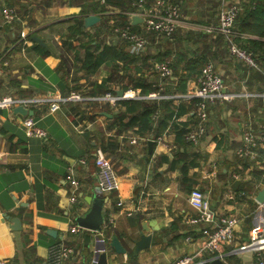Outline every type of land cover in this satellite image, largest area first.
<instances>
[{
	"label": "crops",
	"instance_id": "0c3cea01",
	"mask_svg": "<svg viewBox=\"0 0 264 264\" xmlns=\"http://www.w3.org/2000/svg\"><path fill=\"white\" fill-rule=\"evenodd\" d=\"M177 1L183 21L176 33L161 39L149 35L138 61L124 72L105 65L87 70L75 58L76 50L63 42L72 19L81 12L70 0H0V99L8 95L67 97L73 90L87 97L105 86L119 96L117 90L126 85L127 95L120 101L142 100L158 106L142 133L139 123L128 126L138 111L128 112L122 127L114 120L126 112L120 103L71 101L57 112L49 111L48 105L36 106L31 109L34 114L27 116H33L47 132L46 138L29 136L22 127L25 116L15 114L14 107H0V259L8 264H46L49 248L65 241L75 247L65 264H92L99 232L84 229L75 235L69 227L89 212L101 193L94 159L103 154L112 160L121 180L119 190L103 193L104 222L113 219L109 238L118 234L127 249L119 254L107 246L108 264H171L187 254H197L199 264H213L217 257L225 264H257L256 254L240 247L264 225V202L257 199L264 190V97L255 95L264 93V66L261 61L259 69L248 66L230 53L223 35L213 37L207 32L215 23H210L213 17L217 18V0ZM11 5L17 18L7 24L3 11ZM33 36L42 38L46 46L33 41ZM108 37L101 38L103 45L117 42L111 36L114 44H109ZM258 39L246 34L242 40ZM260 41L264 43V38ZM254 50L260 60L264 46ZM163 61L173 70L164 79L154 69L155 63ZM209 61L222 75L225 92L235 96L210 104L206 135L198 144L186 143L178 131L184 124L188 129L196 126V108L177 97L196 89L201 67ZM140 80L158 90L145 94L140 87L134 88ZM153 93L159 96L149 97ZM182 102L188 110L176 117ZM167 108L175 110L170 119L165 117ZM247 130L257 143L252 157L240 155ZM71 175L79 183L74 202ZM236 180L240 184L234 190ZM194 188L218 213L240 217L234 244L198 253L209 229L189 223L198 215L189 203ZM120 200L123 208L134 210L132 216L120 213ZM14 217L21 220L20 230L11 228ZM144 225L148 231H143ZM49 229L56 230L57 236L50 235ZM142 233L152 234V242L135 255V241Z\"/></svg>",
	"mask_w": 264,
	"mask_h": 264
},
{
	"label": "built area",
	"instance_id": "2783aa9c",
	"mask_svg": "<svg viewBox=\"0 0 264 264\" xmlns=\"http://www.w3.org/2000/svg\"><path fill=\"white\" fill-rule=\"evenodd\" d=\"M219 3L217 25H210L207 27V32L213 34H221L228 42L230 53L238 60L245 62L248 66L255 69H259L260 64L255 58V55L243 47L237 37L239 31L236 28V19L243 9V5L233 0H217ZM104 2V0H102ZM135 6L138 8L130 15H139L143 17L141 23H139V30L133 31L130 27L122 28L115 26V20H110L109 24L111 28L108 32V43L114 44L109 38L114 36L116 43L120 40L128 41L131 43L130 53L133 55H139L144 52L149 43L148 36L153 35L157 39L172 37L178 28L181 26L183 17L181 14V8L178 4L172 3L170 0H154L153 3L147 6V0H137ZM112 12H105L103 15L110 14ZM4 22L7 24L13 23L17 18L16 9L13 7H7L3 11ZM90 29V28H88ZM105 34V32H103ZM102 34V35H103ZM111 34V35H110ZM245 37V35H240ZM106 37V35L104 36ZM27 38L24 36V39ZM154 69L159 72L161 78L170 77L173 74V70L169 63L166 61L158 62L154 64ZM164 86V82L161 83ZM117 96L110 92L102 96L86 97L83 94L72 91L67 97L62 96H41L31 98L16 99L7 97L0 99V107H15L19 105L23 106H40L48 105L49 111L57 112L61 109L62 105L71 101H84L86 99L94 100L97 102H108L113 105L117 103L125 96ZM264 97V93L255 94ZM158 93L150 94L149 97H157ZM235 95L225 92V82L222 75L216 70L212 61L207 62L202 70L198 79V85L193 92L186 95L175 96L182 100L198 99L196 106V118L197 123L194 128H190L186 140L193 144L201 142L207 132V122L210 114V104L215 102H224L233 99ZM22 127L25 132L32 137L46 138L47 132L39 127L33 116H25L22 120ZM244 146L240 150V155H250L251 157L256 155V140L255 135L251 130H247L243 136ZM97 173L96 181L100 187V191L105 194H112L120 189V178L116 175V171L113 166L112 160L103 154H100L94 159ZM85 163V161H82ZM70 180L72 183L71 200L74 202L77 198L79 183L71 175ZM243 195V193H242ZM190 205L198 212V215L190 218L189 223L195 226H205L209 229L206 242L201 246L199 254L207 249H215L221 245L234 244L236 228L240 224V217L236 213L220 214L212 208L211 202L204 197L203 192L199 188H194L189 196ZM122 207L120 213L126 216H132L134 210L125 209L124 201L120 200L117 203ZM113 219L107 223L104 222L101 232H99V240L104 239V230L107 227L113 225ZM85 228L79 226L77 223H72L69 227V231L75 235H79ZM191 240V236L186 238ZM234 249V248H233ZM240 249H246L256 254L257 264H264V225L258 227L251 239V241L240 247ZM75 253V247L68 245L64 241L57 242L49 248L48 258L46 264H65ZM197 254H187L176 259L171 264H199L196 261ZM95 260L92 259V264ZM0 264H8L6 260L0 259Z\"/></svg>",
	"mask_w": 264,
	"mask_h": 264
},
{
	"label": "trees",
	"instance_id": "16d2710c",
	"mask_svg": "<svg viewBox=\"0 0 264 264\" xmlns=\"http://www.w3.org/2000/svg\"><path fill=\"white\" fill-rule=\"evenodd\" d=\"M76 6L81 7V12L79 16L74 17L72 19V23L67 28V33L65 34V41L68 44V48L70 50H76L75 58L82 62V66L91 71H95L100 68L102 65L108 66L113 71H119V69L124 70L126 72L127 69H131L130 65L135 64L138 61L139 55H133L130 53L129 49L131 43L128 41L120 40L119 43L114 45H103V39L101 40V36L103 34L102 29L106 31V36L109 35L108 32L111 28L109 24L110 20H115V26H120L122 28L130 27L133 31L139 30V25H133L130 22V14L135 12L138 8L135 6V2L137 0H70ZM154 0H147V6L151 5ZM172 3L178 4L181 8V4L177 0H170ZM14 7V6H8ZM219 7V3L217 5V10ZM216 10V11H217ZM105 12H112L110 14L103 15ZM90 14H97L101 17L100 21L91 29L86 30L84 26V19L86 16ZM212 22H215L210 25H217L218 19L214 16ZM240 23V26H238ZM236 28L239 31V36L237 37V41L242 42V46L250 50L254 55H256V51L254 48H258L260 46H264L262 40L264 38V0H248L247 4H243V9L238 15L236 19ZM95 29V30H93ZM211 34V33H209ZM255 35L258 36V40H249L245 41V37H241L240 35ZM213 36V34H211ZM216 34L215 36H218ZM64 37V36H63ZM152 38L155 36H151ZM102 45L104 47H102ZM40 47L39 45H37ZM43 49V48H42ZM83 50V58H79L80 52ZM44 54H49L46 50H44ZM142 54V53H141ZM256 60L260 63H263L264 66V53L260 54L256 57ZM119 61L122 65L117 64ZM203 67H201L202 70ZM134 69L141 72L140 69L134 67ZM201 70L199 76L201 74ZM136 71V72H138ZM140 87L143 93H149L150 91H157L158 88L153 86L152 84H144L143 81H138L134 88ZM128 86H123V89L126 90ZM98 90L99 88H95ZM74 91V90H73ZM72 92V91H71ZM114 94L115 91L110 88V86H105L98 91L92 92L93 95L88 96H102L106 93ZM98 93V95H97ZM87 96V97H88ZM188 102H191L195 108L197 106L198 99H192ZM121 105L125 106L126 112L120 113L114 116V120L118 121L120 127L124 126L122 124V120L126 117L127 113H133L138 111L137 115H133L130 118V122L128 126H133L136 123L140 124L139 132H143L144 126L153 119L154 113H156L158 106L157 104L145 105V102L142 100H123L119 101ZM117 103V105H118ZM101 104V103H100ZM185 102L180 103L179 109L176 112V117L180 116L181 113L186 112L188 108L185 105ZM190 105V104H189ZM169 114L165 117L166 119L172 118L175 113L174 108H167ZM196 124V123H195ZM189 129L186 128V124L183 125L179 133V137L183 135L185 139ZM181 141V140H180ZM188 141H186L187 143ZM185 143V142H184ZM189 143V142H188ZM112 226L107 227L104 230L105 236L104 239L109 242L111 237ZM118 237V234H116ZM114 237V236H113ZM112 237V238H113ZM65 242V241H64ZM71 245L70 243H67ZM73 246V245H71Z\"/></svg>",
	"mask_w": 264,
	"mask_h": 264
},
{
	"label": "water",
	"instance_id": "95a60500",
	"mask_svg": "<svg viewBox=\"0 0 264 264\" xmlns=\"http://www.w3.org/2000/svg\"><path fill=\"white\" fill-rule=\"evenodd\" d=\"M62 1H69V0H62ZM101 17L97 14H90L85 17L84 19V26L85 28H91L94 25H96L100 21ZM143 20L142 16L139 15H131L130 16V22L133 25H137L141 23ZM33 41L46 46L44 43V40L38 36H33ZM117 94L119 96L124 95V90L120 89L117 90ZM15 114H21L24 116L27 115H33L34 111L31 109H28L27 107L23 105H19L13 109ZM153 141H149V147H152ZM240 184L239 180H236L233 182V189L236 190L237 186ZM100 191V189L98 188ZM93 199L92 207L89 210L88 213H86L84 216L77 217V223L79 226L89 229L92 231L101 232L104 224V216H103V206H104V196L103 192ZM257 199L260 202H264V190H261L258 194ZM11 228L14 230H20L22 228L21 220L18 217H14L12 219V225ZM149 228H147L145 225L143 227V231H148ZM50 235L56 237L57 231L53 229H49L47 231ZM96 240L95 245V256H94V262L93 264H108V256H107V246L110 248H113L117 253L119 254H126L127 249L123 246L121 241L118 239V237L114 236L109 242L106 240H99L98 238ZM152 242V234H145L142 233L140 239L135 241V247H134V254L137 255L141 250L147 249L150 247ZM231 247V246H230ZM213 264H225L221 258L217 257L214 258L212 261Z\"/></svg>",
	"mask_w": 264,
	"mask_h": 264
},
{
	"label": "rangeland",
	"instance_id": "374dc122",
	"mask_svg": "<svg viewBox=\"0 0 264 264\" xmlns=\"http://www.w3.org/2000/svg\"><path fill=\"white\" fill-rule=\"evenodd\" d=\"M102 31L103 32H105V34H103L100 38H104V36L106 35V31L104 30V29H102ZM227 41V40H226ZM229 46V45H228ZM201 75V74H200ZM200 77V76H199ZM7 97H11V98H14V99H16V96H13V95H8V96H4L3 98H7ZM2 98V99H3ZM29 98H31V97H29ZM154 98H156V97H154ZM15 107H17V106H15ZM14 107V108H15ZM25 107H27V106H25ZM34 107H36V106H30L29 105V107H27L28 109H32V108H34ZM114 166V165H113ZM115 169V168H114ZM116 175H117V173H116ZM118 176V175H117ZM97 182V181H96ZM120 183H121V181H120ZM98 186V185H97ZM98 188L100 189V187L98 186ZM94 259V258H93Z\"/></svg>",
	"mask_w": 264,
	"mask_h": 264
}]
</instances>
